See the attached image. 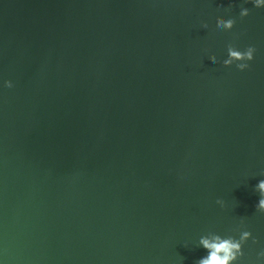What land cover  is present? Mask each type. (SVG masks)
<instances>
[{
  "label": "water",
  "instance_id": "1",
  "mask_svg": "<svg viewBox=\"0 0 264 264\" xmlns=\"http://www.w3.org/2000/svg\"><path fill=\"white\" fill-rule=\"evenodd\" d=\"M221 4L236 24L215 33ZM229 42L255 46L249 69L211 63ZM0 78L3 264H196L200 235L241 221L254 264L264 8L0 0Z\"/></svg>",
  "mask_w": 264,
  "mask_h": 264
},
{
  "label": "clouds",
  "instance_id": "2",
  "mask_svg": "<svg viewBox=\"0 0 264 264\" xmlns=\"http://www.w3.org/2000/svg\"><path fill=\"white\" fill-rule=\"evenodd\" d=\"M245 3H251L254 8H264V0H244ZM231 4L226 8L223 4L219 5L218 12L224 18L217 19L215 22V33L230 32L236 24V17L227 14L231 8ZM249 8L241 6L238 16L240 18L249 15ZM201 28L208 30L207 22L201 21ZM256 48L249 44L241 49L234 43L229 42L226 45V54L223 59L217 56H210L211 63H217L224 67L235 66L237 70L244 71L250 68V63L254 59ZM14 83L10 79L0 78V88H12ZM259 193V200L256 204V209L259 212H264V179H261L254 186ZM217 204L224 206V201L217 199ZM235 234H220L211 232L199 236V245L206 250V255L200 257L196 264H243L242 257L244 256L243 246L250 238L253 243H256V238L252 236L251 231L246 230V226L241 221L236 227L231 230ZM186 246V245H185ZM3 264V261H0ZM254 264H264V246L260 247L256 252Z\"/></svg>",
  "mask_w": 264,
  "mask_h": 264
}]
</instances>
